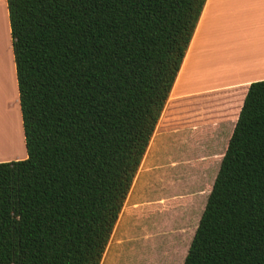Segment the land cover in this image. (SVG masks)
<instances>
[{"label": "trees", "instance_id": "1", "mask_svg": "<svg viewBox=\"0 0 264 264\" xmlns=\"http://www.w3.org/2000/svg\"><path fill=\"white\" fill-rule=\"evenodd\" d=\"M206 0H7L26 159L0 163V264H100ZM183 264H264V80Z\"/></svg>", "mask_w": 264, "mask_h": 264}, {"label": "rangeland", "instance_id": "2", "mask_svg": "<svg viewBox=\"0 0 264 264\" xmlns=\"http://www.w3.org/2000/svg\"><path fill=\"white\" fill-rule=\"evenodd\" d=\"M14 100L16 106V96ZM186 105L180 101L168 106L164 123L159 118L100 264H183L225 153L231 122L208 120ZM213 126L217 131L209 132ZM214 132H219L216 138ZM17 148H25L21 139ZM7 155L9 151L1 157Z\"/></svg>", "mask_w": 264, "mask_h": 264}, {"label": "crops", "instance_id": "3", "mask_svg": "<svg viewBox=\"0 0 264 264\" xmlns=\"http://www.w3.org/2000/svg\"><path fill=\"white\" fill-rule=\"evenodd\" d=\"M263 80L264 0H206L164 109L183 101L208 120H231V136L249 85ZM20 118L7 0H0V163L27 157L17 148Z\"/></svg>", "mask_w": 264, "mask_h": 264}, {"label": "bare ground", "instance_id": "4", "mask_svg": "<svg viewBox=\"0 0 264 264\" xmlns=\"http://www.w3.org/2000/svg\"><path fill=\"white\" fill-rule=\"evenodd\" d=\"M193 52V51H192ZM232 57V56H231ZM190 58V57H189ZM234 58H235V56H234ZM226 61V60H225ZM188 62V61H187ZM228 63V62H227ZM221 64V63H220ZM185 74V73H184ZM189 75V74H188ZM184 77V76H183ZM184 79H186V77L184 78ZM185 82V81H184Z\"/></svg>", "mask_w": 264, "mask_h": 264}]
</instances>
